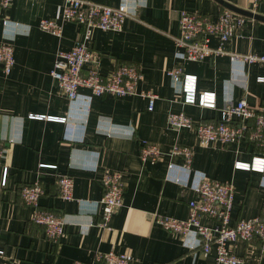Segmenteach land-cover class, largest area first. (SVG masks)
<instances>
[{
	"label": "crops",
	"instance_id": "obj_1",
	"mask_svg": "<svg viewBox=\"0 0 264 264\" xmlns=\"http://www.w3.org/2000/svg\"><path fill=\"white\" fill-rule=\"evenodd\" d=\"M85 1L111 8L125 4L134 14L119 33L93 30L88 45L99 56L103 76L122 64L136 65L142 74L137 92L155 94L154 108L148 112L147 101L139 96H103L88 103L85 89L79 90L80 99L68 102L49 72L56 52L68 51L81 37L82 26L64 22L62 35L56 38L40 31L38 22L58 21L62 0L12 1L6 11L7 27L0 23V42L11 43L14 59L8 75L0 68L1 166L8 169L6 186L0 187L2 264H102L96 262V254L109 252L128 254L130 264H215L214 251L203 255L197 248L191 250L158 226L155 217L186 220L188 203L197 198L192 186L199 176L232 185L231 225L259 216L264 172L235 170L234 163L264 158V148L245 141L202 147L193 131L170 129L167 116L183 113L195 124L216 123L226 102L264 107V83L258 82L264 78V65L231 62L226 55L183 61L182 48L175 42L180 36V14L197 13L216 21L225 8L215 0ZM221 1L243 10L250 4L249 0ZM257 15L264 18V1ZM215 46L211 39L210 47ZM223 48L227 54L264 56V22L247 20ZM177 67L196 77V94H215V109L184 104L179 87L167 76ZM30 115L66 118V123L31 120ZM142 141L157 145L161 160L142 163ZM173 145L192 150L188 171L182 168L181 157L167 156ZM168 164L174 168L170 173ZM114 172L122 175V206L103 229L101 179ZM64 175L73 180L71 201L58 196L57 180ZM34 182L43 189L39 209L65 221V235L58 244L45 240L43 229L30 221L33 208L19 197L21 187ZM201 222L213 226L211 220ZM231 251L243 260L240 264H264L256 242H238Z\"/></svg>",
	"mask_w": 264,
	"mask_h": 264
},
{
	"label": "built area",
	"instance_id": "obj_2",
	"mask_svg": "<svg viewBox=\"0 0 264 264\" xmlns=\"http://www.w3.org/2000/svg\"><path fill=\"white\" fill-rule=\"evenodd\" d=\"M13 0H0V23L7 27L6 11ZM264 0H249L246 10L252 15L257 14L259 5ZM131 14L125 4L117 8L85 0H62L60 19H41L38 22L40 31L56 38L62 35L64 22H71L82 26L81 37L77 38L68 51H57L49 72L68 102L80 99L79 90H88V103L92 98L111 96L115 98L125 96H139L147 101V111L152 112L156 100L155 94L150 91L137 92V86L142 80L139 68L134 64H122L109 75L103 76L99 72V56L89 48L93 30L119 33L122 31L124 21ZM247 20L241 15L224 9L216 21L197 13L182 12L179 17L180 36L175 40L177 46L182 48L181 58L187 62H201L214 56L226 55L231 62L245 65L262 64L264 56L255 54L239 55L227 54L223 45L235 37L243 28ZM211 39H215L216 46L210 47ZM14 65L13 46L11 43L0 42V68L3 74L8 75ZM84 68L86 70L84 71ZM167 76L172 84L179 87L186 105H197L202 108L215 109V94L204 92L196 94V77L185 75L180 67L168 71ZM258 82L264 83V78ZM220 111V119L216 123H198L183 113H171L167 116V125L172 130L187 129L196 135L199 146L206 147L211 144L228 146L245 141L256 148H264V107L249 108L244 101L236 103L226 102ZM31 120H44L49 122L66 123V118H54L30 115ZM73 126V125H71ZM0 143V187L7 183V167L1 162L4 151ZM169 157L179 156L183 159L182 168L189 170L192 160V150L188 147L173 145L168 152ZM163 153L159 147L150 142L142 141L140 144V161L142 163H156L161 160ZM47 168V166H40ZM235 170L264 172V158L252 157L248 163L235 162ZM168 173L174 170L172 164L167 165ZM179 182L178 177L173 178ZM103 196L101 205V228L107 229L108 223L122 206L124 185L119 172L105 173L101 179ZM58 196L63 201L72 200L73 180L64 175L57 180ZM197 198L188 203L189 216L186 220H177L169 217H155V223L166 232L181 238L191 250L199 249L201 254L209 255L214 251L215 264H240L242 259L235 256L231 246L238 242H256L264 253V206L259 216L249 220H239L230 224V214L233 205V187L228 182L210 180L199 176L192 186ZM43 189L38 182L21 187L19 197L21 201L33 208L31 223L43 229L45 240L51 244H58L65 235V221L52 212L39 209V200ZM202 219L213 222V226L202 224ZM189 238L194 243L189 244ZM4 252L0 250V264ZM132 258L126 253H98L96 262L102 264H130ZM73 264H85L74 262Z\"/></svg>",
	"mask_w": 264,
	"mask_h": 264
},
{
	"label": "water",
	"instance_id": "obj_3",
	"mask_svg": "<svg viewBox=\"0 0 264 264\" xmlns=\"http://www.w3.org/2000/svg\"><path fill=\"white\" fill-rule=\"evenodd\" d=\"M219 5H221L222 7H224L225 9L235 13V14H238V15H241L245 18H249V19H253L254 21H261V22H264V18L261 17V16H258L257 14L255 15H252L251 13H249L248 11L246 10H243V9H240V8H236L235 6H232L230 4H227L221 0H215Z\"/></svg>",
	"mask_w": 264,
	"mask_h": 264
},
{
	"label": "trees",
	"instance_id": "obj_4",
	"mask_svg": "<svg viewBox=\"0 0 264 264\" xmlns=\"http://www.w3.org/2000/svg\"><path fill=\"white\" fill-rule=\"evenodd\" d=\"M205 124H209V123H205Z\"/></svg>",
	"mask_w": 264,
	"mask_h": 264
}]
</instances>
